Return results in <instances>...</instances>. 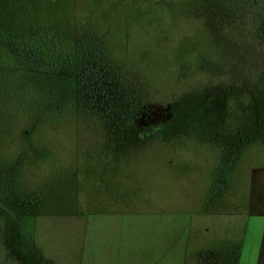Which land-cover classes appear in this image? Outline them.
<instances>
[{
	"label": "rangeland",
	"instance_id": "1",
	"mask_svg": "<svg viewBox=\"0 0 264 264\" xmlns=\"http://www.w3.org/2000/svg\"><path fill=\"white\" fill-rule=\"evenodd\" d=\"M45 1L59 29L90 16L107 64L151 104L78 121L70 77L15 73L17 96L0 95V264H264V151L212 189L224 138L264 113V0Z\"/></svg>",
	"mask_w": 264,
	"mask_h": 264
},
{
	"label": "trees",
	"instance_id": "2",
	"mask_svg": "<svg viewBox=\"0 0 264 264\" xmlns=\"http://www.w3.org/2000/svg\"><path fill=\"white\" fill-rule=\"evenodd\" d=\"M49 9L45 0H0V95L7 96L11 103L12 97H16L20 90L16 84L11 87L15 79L18 82L15 73L27 67L44 75L71 78L75 86V114L81 119L77 117L78 121L103 117L112 120L117 116L128 121L141 117L144 111L149 110L151 102L147 99V88L137 75H134L135 79L120 81L116 68L107 64L106 58L115 62L109 54V41L99 29L89 28L90 16L86 18L75 12L69 27L59 29L45 18ZM39 15L43 18L41 27L35 19ZM78 16L82 18L81 22L77 20ZM256 30L260 42L264 44V20L258 23ZM85 31L91 33L79 40V34ZM87 48L90 53H83ZM98 68L102 70L97 73ZM240 108L241 123L247 125L246 110ZM260 114L257 122L252 121L258 124L230 129L235 134L231 131L224 138L223 142L229 145L223 153V144H220L219 157L224 166L220 170V179H215L212 189L219 187L215 184L217 181L225 182L233 177L240 156H251L254 162L263 153L264 113Z\"/></svg>",
	"mask_w": 264,
	"mask_h": 264
}]
</instances>
